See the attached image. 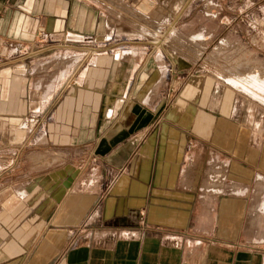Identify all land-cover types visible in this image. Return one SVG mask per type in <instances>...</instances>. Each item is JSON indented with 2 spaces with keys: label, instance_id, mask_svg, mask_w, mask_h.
<instances>
[{
  "label": "crops",
  "instance_id": "obj_1",
  "mask_svg": "<svg viewBox=\"0 0 264 264\" xmlns=\"http://www.w3.org/2000/svg\"><path fill=\"white\" fill-rule=\"evenodd\" d=\"M193 1L0 0V264H264V76L142 33L234 30Z\"/></svg>",
  "mask_w": 264,
  "mask_h": 264
},
{
  "label": "rangeland",
  "instance_id": "obj_2",
  "mask_svg": "<svg viewBox=\"0 0 264 264\" xmlns=\"http://www.w3.org/2000/svg\"><path fill=\"white\" fill-rule=\"evenodd\" d=\"M216 1H214L215 3ZM262 6H264V0L261 1ZM201 1H193V9H194V15L192 16L194 25L206 23V16L202 14V7L200 5ZM217 3V2H216ZM228 7H222L224 16H226L228 23H230V28H233L234 30L230 29L229 31H223L220 28H216V25L219 23V20L222 18V15L215 14L214 17H209L210 20H208V23H211L215 28L212 32L213 36L209 40H205V33H201L202 38L199 40H195L192 44H195V46L185 47L184 41H186V37H181L183 39H178L177 36H175L173 33V27L170 24L172 17L170 15L168 16H162V19H160L158 31L153 33L151 32H142L146 35H162V39H164L168 45H170L173 48H181L182 52H187L188 54L195 56H198V66L201 67H210L212 71L217 72L219 74H222V77H226L228 74H240L242 76L247 75V72L250 70H255L259 73H261L264 76V13L261 17H257L258 21H261V32H258V34H261L262 37V47L261 49L256 48V51L254 49V33L249 32L250 28H246L245 33V39L238 37V31H237V3L235 0H229L228 1ZM254 6V0H246V7L247 8V24H253L254 17L252 14ZM217 7H221V4L218 3ZM195 9L198 11L195 12ZM250 9V11H249ZM252 9V10H251ZM167 10V9H165ZM218 10V9H217ZM156 9L151 10L149 13V18L152 19L153 13H155ZM229 12V13H228ZM189 16H182V25L185 24L188 21ZM260 19V20H259ZM140 22L148 23L146 19H142L139 17ZM129 23L134 26H138L137 22H134L132 19L129 18ZM184 26V25H183ZM236 26V27H232ZM120 27L123 30H126V26L120 25ZM189 28V27H187ZM130 31V30H129ZM136 30H134V33ZM125 33H133V32H125ZM198 33V32H196ZM192 34V33H191ZM194 34V33H193ZM186 36V35H185ZM181 45V46H180ZM202 48V49H200ZM198 50H201L200 54L198 55ZM264 86V85H263ZM254 92V91H253ZM255 97L260 99L264 102V96L259 94L258 92H254ZM9 179H12L13 177H8Z\"/></svg>",
  "mask_w": 264,
  "mask_h": 264
},
{
  "label": "bare ground",
  "instance_id": "obj_3",
  "mask_svg": "<svg viewBox=\"0 0 264 264\" xmlns=\"http://www.w3.org/2000/svg\"><path fill=\"white\" fill-rule=\"evenodd\" d=\"M232 77H233V76H232ZM230 79H231V78H230ZM240 79H241V78H240ZM251 79H252V78H251ZM241 80H242V79H241ZM254 81H255V80H254ZM254 81H253V82H254ZM232 82H239V83H240L241 81L236 79V80H233ZM254 83H255V82H254ZM236 84H237V83H236ZM246 84H247V83H245V85H246ZM252 85H253V84H252ZM260 85H261V84H260ZM246 87H247V85H246ZM250 87H251V85H250ZM254 87H255V86H254ZM256 87H257V86H256ZM262 87H264V86L261 85V88H259V90L264 91V88H262ZM257 90H258V89H257ZM261 91H260V92H261Z\"/></svg>",
  "mask_w": 264,
  "mask_h": 264
}]
</instances>
